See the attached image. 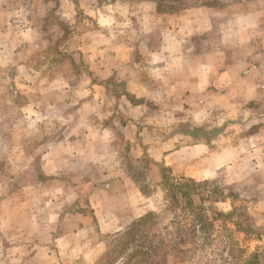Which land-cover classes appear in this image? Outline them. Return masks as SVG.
<instances>
[{
  "label": "rangeland",
  "instance_id": "374dc122",
  "mask_svg": "<svg viewBox=\"0 0 264 264\" xmlns=\"http://www.w3.org/2000/svg\"><path fill=\"white\" fill-rule=\"evenodd\" d=\"M153 1L0 0V16L9 15L13 22L20 15H37L36 19L42 20L38 24L53 31L54 36L47 39L50 44L47 52L33 59L37 64L54 66L64 60V54L57 53L56 48L68 40L63 48L68 56L70 83L83 80L86 83L87 76L92 79L94 55L98 51L104 69L102 80L112 78L110 67L121 64L125 48L135 50L136 61H144V53L135 47L142 41L158 44L161 32H166L170 26L166 17L172 14L185 19L196 16L201 32L209 28L207 33L181 41L182 48L177 55L179 65L207 63L218 73L239 63L237 53L227 52L222 47L220 26L242 12L245 0H166L162 7H157ZM239 1L242 4H238ZM32 23H22L21 28L28 30ZM0 39L3 52L0 58L8 64L4 72L11 75L12 64L18 59L1 28ZM98 47L101 48L98 50ZM175 58L169 54L168 65H177ZM116 74L114 78L118 81L122 77ZM111 89L116 99L124 94L122 83ZM184 89L187 86L175 88L174 92ZM99 93L97 121L105 122L110 115L118 118L114 139L122 157L123 174L145 196H153L148 205L156 209L153 212L156 217L150 218L149 223L158 224L148 230L144 244L162 242L153 252L158 264H264V203L261 201L264 200V95L260 101L249 105L250 116L247 117L239 116L237 107L214 102L215 106L208 111L211 116L196 115L189 123L167 126L173 119L183 118L170 95L166 94L171 101L163 106L149 107V117L142 120L138 112L129 116L130 111L125 108L129 107L127 103L108 101L109 94L103 89ZM6 97L7 87L1 84L0 105ZM199 108L195 107V112H199ZM170 115L175 118L170 119ZM2 121L0 118V123ZM196 129L199 132L191 135L180 132ZM242 138L249 143L245 148L238 144L244 140ZM44 140L42 138L40 144ZM168 140L175 141V148L180 145L183 150L193 142L208 144L211 148L213 164L203 156L190 162L186 154L180 167H169L177 181L190 180L197 184L191 200L195 207L202 205L204 217L211 224L208 229L197 225L195 214L182 199L173 203L162 191L161 165L164 156L174 149L167 148ZM256 145L260 147L255 148ZM27 154L28 151H23L20 156L6 147L0 149V176H3L0 180V264H119L115 262L113 251L123 255L132 253L134 242L142 232L140 228L126 231L135 221L129 214L119 217L122 229L118 232L100 234L96 214H93L99 211L97 190L77 183L73 175H65L61 170L53 177H46L39 161L27 169L14 166L16 160ZM4 160L8 161L7 165H3ZM80 161L83 172H88L84 169L86 160ZM168 165H172L171 162ZM22 171L27 173V181ZM218 213L229 214V218L219 217ZM122 232H126L122 237H113ZM72 234L74 236L70 237ZM121 243L124 246L118 249ZM128 264H144V261L137 257Z\"/></svg>",
  "mask_w": 264,
  "mask_h": 264
},
{
  "label": "crops",
  "instance_id": "0c3cea01",
  "mask_svg": "<svg viewBox=\"0 0 264 264\" xmlns=\"http://www.w3.org/2000/svg\"><path fill=\"white\" fill-rule=\"evenodd\" d=\"M242 3V12L226 19L220 26L222 47L239 55L240 61L236 66L214 73L207 63L201 66L196 63L179 65L177 55L182 48L181 41L207 33L209 28L201 32L197 28L199 19L196 16L185 19L172 14L166 17L170 29L167 26L166 32H161L158 44L142 41L135 47L144 53V61H136L135 50L125 48L121 64L115 63L110 67L112 78L102 80L100 77L104 69L98 51L94 55L96 62L92 66V79L87 76L86 83L84 80L81 83L69 82L68 56L63 48L68 40L65 45L56 48L57 53L64 54L60 63L53 66L33 61L38 54L47 52L50 46L47 39L54 36L53 31L38 24L42 20H37V15H20L13 22L9 15L0 16L4 39L10 41L18 59L12 64V74L8 75L4 72L8 64L0 58V85H6L8 91V98L0 105V118L3 119L0 123V149L6 147L9 151H17L20 156L23 151H28L27 155L16 160V167L19 165L27 169L39 161L40 170L46 177H53L61 170L65 175H73L77 183L97 190L99 211L93 214H96L100 234H113L122 229L119 218L122 215L129 214L131 220H136L149 212H156L148 205L153 196H145L133 181L127 180L120 168L122 157L114 139V125L118 118L110 115L105 122L97 121V107L101 102L99 90L109 94L108 101L127 103L129 107L125 108L130 111L129 116L138 112L142 120L149 117V107L163 106L171 101L172 96L183 118L170 115V119L174 117L177 120L173 119V123L167 126L189 123L196 115H202L201 118L211 116L208 111L213 109L214 102L220 106L237 107L239 116L247 117L249 105L260 101L264 95V0H245ZM29 22H33L29 29L23 30L22 23ZM0 54L3 52L0 51ZM169 54L176 56L177 65H168ZM116 73L122 77L118 81L114 78ZM117 83L124 85V94L120 95V99H116L111 89ZM181 86H187V89L174 92ZM195 107H200V111L195 112ZM42 138L45 140L40 144ZM242 139L238 144L245 148L249 143L246 138ZM5 141H8L7 145ZM192 144L183 150L180 145L175 148V141L168 140L167 148L172 146L174 149L164 156L162 165L173 169L180 167L186 154L190 162L203 156L209 164H213L208 144ZM83 159L86 160L84 169L88 172H83L80 161ZM7 162L4 160L3 165ZM168 162L172 165L169 166ZM26 174L22 171L24 181H27ZM261 201L264 203V200Z\"/></svg>",
  "mask_w": 264,
  "mask_h": 264
},
{
  "label": "trees",
  "instance_id": "16d2710c",
  "mask_svg": "<svg viewBox=\"0 0 264 264\" xmlns=\"http://www.w3.org/2000/svg\"><path fill=\"white\" fill-rule=\"evenodd\" d=\"M153 1V0H151ZM155 4L157 7H162L163 5H166L167 1L166 0H154ZM170 5H180L179 3H169ZM181 133L184 134H189L191 135L194 132H199L198 129L193 130V131H187V130H181ZM160 179H161V186H162V191L170 201L173 203H176L178 199H182L183 203L186 207H188L191 211L192 214H195V218H197V225L200 228H209L211 224L207 223V219L204 217V209L201 206L195 207L193 202H192V195L195 190V187L197 184L190 180H181L177 181L174 177H172V171L170 168L162 165L160 169ZM172 181V183H169ZM204 200V199H203ZM217 216L219 217H225L229 218V214H224L222 215L221 213H218ZM152 217H156V215L153 212H149L143 217L136 219L135 221L132 222V224L126 229H136L140 228L141 229V236L135 240L134 242V247L131 249V254H120L118 251L115 250L113 251V254L115 255V262H119V264H128L131 262L132 259L141 257V260L144 261V264H158V261L155 257V254L153 253L155 249H158V247L162 244L159 240L155 242V244H144L145 243V236L148 230H150L153 226H156L158 223H149V219ZM126 232H122L119 234H114V238L122 237L123 234ZM118 245V244H117ZM121 245L124 246V244L118 245V249L121 247ZM117 249V250H118ZM147 256L146 259H144ZM139 263V261H138Z\"/></svg>",
  "mask_w": 264,
  "mask_h": 264
}]
</instances>
